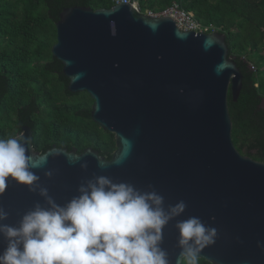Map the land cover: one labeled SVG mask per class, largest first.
<instances>
[{
	"label": "water",
	"instance_id": "water-1",
	"mask_svg": "<svg viewBox=\"0 0 264 264\" xmlns=\"http://www.w3.org/2000/svg\"><path fill=\"white\" fill-rule=\"evenodd\" d=\"M137 1L64 7L51 47L67 89L86 91L93 121L114 134L111 158L90 146L78 152L53 145L40 153L28 125L14 137L29 138L28 154L42 165L31 170L59 205L99 175L155 190L165 208L183 201V214L163 229L160 246L170 264L180 252L175 224L192 216L216 229L215 243L199 258L264 264V161L232 141L228 95L237 100L242 73L228 56L226 35L182 30L170 16L139 12ZM7 185L0 194L7 218L0 223L18 226L35 204L45 205L38 190L11 178ZM6 246L0 234V254Z\"/></svg>",
	"mask_w": 264,
	"mask_h": 264
},
{
	"label": "trees",
	"instance_id": "trees-1",
	"mask_svg": "<svg viewBox=\"0 0 264 264\" xmlns=\"http://www.w3.org/2000/svg\"><path fill=\"white\" fill-rule=\"evenodd\" d=\"M177 2L201 23H213L226 35L228 56L242 73L237 100L228 95L231 137L236 148L264 161V0H138L141 11ZM114 0H0V139L14 137L24 125L32 146L43 153L56 145L85 147L110 159L114 134L93 121V99L70 92L62 63L51 53L56 22L64 7L92 9ZM198 264H211L198 258Z\"/></svg>",
	"mask_w": 264,
	"mask_h": 264
},
{
	"label": "clouds",
	"instance_id": "clouds-1",
	"mask_svg": "<svg viewBox=\"0 0 264 264\" xmlns=\"http://www.w3.org/2000/svg\"><path fill=\"white\" fill-rule=\"evenodd\" d=\"M28 143L25 135L0 139V194L11 178L38 190L45 205L35 204L18 226L0 223L7 242L0 264H170L160 246L163 229L183 214V201L165 208L155 190L99 175L83 181L79 194L59 205L31 170L42 165L28 154ZM6 218L0 208V221ZM175 227L180 249L176 264H198L200 252L215 243L216 229L195 216Z\"/></svg>",
	"mask_w": 264,
	"mask_h": 264
},
{
	"label": "built area",
	"instance_id": "built-area-1",
	"mask_svg": "<svg viewBox=\"0 0 264 264\" xmlns=\"http://www.w3.org/2000/svg\"><path fill=\"white\" fill-rule=\"evenodd\" d=\"M115 3L128 2L129 0H114ZM135 8L141 12L151 16H170L175 22L176 26L182 30H193L197 32L210 33L217 31V27L213 23L199 22L192 11L185 10L180 7L177 2H172L170 5L165 6L159 10L147 9L141 11L137 2H132Z\"/></svg>",
	"mask_w": 264,
	"mask_h": 264
}]
</instances>
